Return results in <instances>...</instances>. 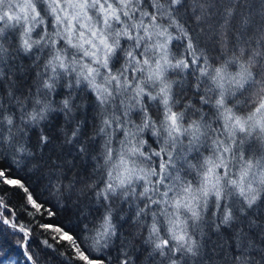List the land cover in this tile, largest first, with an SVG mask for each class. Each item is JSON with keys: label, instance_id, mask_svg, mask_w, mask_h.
<instances>
[{"label": "snow or ice", "instance_id": "obj_1", "mask_svg": "<svg viewBox=\"0 0 264 264\" xmlns=\"http://www.w3.org/2000/svg\"><path fill=\"white\" fill-rule=\"evenodd\" d=\"M21 260L264 264V0H0Z\"/></svg>", "mask_w": 264, "mask_h": 264}, {"label": "trees", "instance_id": "obj_2", "mask_svg": "<svg viewBox=\"0 0 264 264\" xmlns=\"http://www.w3.org/2000/svg\"><path fill=\"white\" fill-rule=\"evenodd\" d=\"M16 257L13 256V259H15ZM6 264H9V262H6ZM21 264H23V261L21 260Z\"/></svg>", "mask_w": 264, "mask_h": 264}]
</instances>
